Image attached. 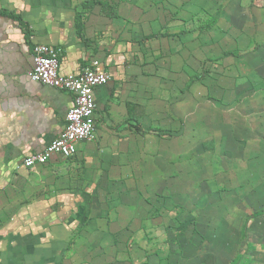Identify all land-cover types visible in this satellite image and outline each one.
Listing matches in <instances>:
<instances>
[{
	"label": "crops",
	"instance_id": "1",
	"mask_svg": "<svg viewBox=\"0 0 264 264\" xmlns=\"http://www.w3.org/2000/svg\"><path fill=\"white\" fill-rule=\"evenodd\" d=\"M223 1L226 6L218 12L215 0H0V254L7 255L5 264H24L28 248L24 237L37 238L30 254L39 264L92 263L90 258L84 261L89 247L84 248L88 242L83 237L72 247L73 254L66 253L69 236L79 218L89 223L104 219L105 194L125 188L136 170L135 129H140L138 122L147 123L150 115H158L145 97L146 82L151 80L145 71L157 70L150 66L156 54L162 55L161 65L167 61L166 71H186L185 47L187 54L194 52L191 68L196 69L200 55H220L226 64L233 57L232 48L241 51L248 43L238 29L247 23L244 15L243 22L239 18L249 0ZM254 1L264 7V0ZM217 12L220 16L214 18ZM166 20L173 24L168 31L154 30ZM201 27L226 31L218 37L212 30L201 35ZM161 38L167 40L165 47ZM40 43L59 47L61 74L79 73L95 60L109 79L94 88V139L77 143L71 162L53 156L45 167L27 170L20 164L22 159L41 151L58 135L72 103L69 92L27 78L33 48ZM213 44L214 49H209ZM263 52L258 47L249 57L261 59ZM142 115L147 118L140 121ZM144 131L177 137L183 125ZM49 232L68 236L56 242L46 237L43 244Z\"/></svg>",
	"mask_w": 264,
	"mask_h": 264
},
{
	"label": "rangeland",
	"instance_id": "2",
	"mask_svg": "<svg viewBox=\"0 0 264 264\" xmlns=\"http://www.w3.org/2000/svg\"><path fill=\"white\" fill-rule=\"evenodd\" d=\"M215 3L218 12L226 6L223 0ZM258 4L249 0L247 11L238 17L240 22L243 15L247 18L238 30L248 43L241 51L232 48L226 64L208 52L197 59L198 70L191 68L194 52L187 54L185 47L186 71H166L167 61L161 65L162 55L156 54L150 66L158 71H145L151 77L145 97L158 115L138 122L140 129H135L136 170L125 188L105 194L104 219L75 221L66 253L73 254L72 247L83 237L88 242L84 248L89 247L84 261L92 262L88 264H264V52L261 59L249 57L258 47L264 49V7ZM156 26L155 31L165 33L173 24L166 20ZM204 28L198 33L212 30L218 37L226 31ZM165 41L159 39L163 47ZM178 122L183 125L181 136L144 131ZM66 235H45L43 244L46 237L56 242ZM22 241L28 247L23 263L39 264L30 254L37 238ZM98 257L105 260L96 261ZM6 258L0 254V264Z\"/></svg>",
	"mask_w": 264,
	"mask_h": 264
},
{
	"label": "built area",
	"instance_id": "3",
	"mask_svg": "<svg viewBox=\"0 0 264 264\" xmlns=\"http://www.w3.org/2000/svg\"><path fill=\"white\" fill-rule=\"evenodd\" d=\"M59 47L36 44L32 52V67L26 73L32 82L41 83L72 95V103L64 117V127L41 151L24 157L21 166L31 169L45 165L53 156L70 159L77 153L76 144L91 141L95 136L96 102L94 88L107 83L109 75L98 69V62L76 74L59 72Z\"/></svg>",
	"mask_w": 264,
	"mask_h": 264
},
{
	"label": "trees",
	"instance_id": "4",
	"mask_svg": "<svg viewBox=\"0 0 264 264\" xmlns=\"http://www.w3.org/2000/svg\"><path fill=\"white\" fill-rule=\"evenodd\" d=\"M245 224V223H244Z\"/></svg>",
	"mask_w": 264,
	"mask_h": 264
}]
</instances>
